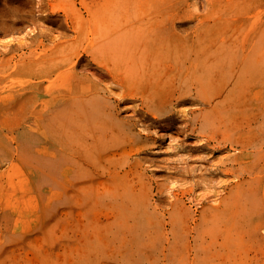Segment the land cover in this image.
<instances>
[{"label":"bare ground","instance_id":"1","mask_svg":"<svg viewBox=\"0 0 264 264\" xmlns=\"http://www.w3.org/2000/svg\"><path fill=\"white\" fill-rule=\"evenodd\" d=\"M217 3L0 0L4 162L20 167L25 155L33 181L83 177V186L93 179L115 185L103 190L112 215L87 225L118 231L134 227L121 223L123 214L134 219L139 213L129 209L132 196L119 189L125 174L140 173L143 159L136 154L150 148L146 132L174 119L176 107L190 104L194 119L202 125L218 121L223 134L252 133L237 144L243 156L256 161L245 148L264 134V55L252 49L264 5L260 13L248 14L243 28L240 10L233 13L235 23L221 28L211 19ZM260 120L262 130L252 132ZM45 155L48 165L41 159ZM257 158L264 160V153ZM68 193L73 201L83 196ZM39 212L23 211L0 223V264H18L13 244L42 234Z\"/></svg>","mask_w":264,"mask_h":264},{"label":"rangeland","instance_id":"2","mask_svg":"<svg viewBox=\"0 0 264 264\" xmlns=\"http://www.w3.org/2000/svg\"><path fill=\"white\" fill-rule=\"evenodd\" d=\"M217 4L212 23L228 27L238 16L233 13L240 10L241 28L247 25L248 14L260 13L264 1L218 0ZM255 39L253 53L264 55V20L256 27ZM191 107H176L174 119L152 124L146 132L150 148L136 154L143 159L142 170L125 174V184L119 187L132 196L129 209L139 211L134 219L123 214L121 223L134 225L125 230L87 225L104 213L112 215L103 190L115 185L93 179L83 186V177L71 182L49 177L33 181L26 156L20 157V167L10 168L0 142V223L23 211L31 216L43 213L44 232L15 242L12 260L18 264H264V160L257 158L264 153V134L245 148L255 155L253 161L240 153L237 144L252 133L223 134L218 121L202 125L194 119ZM261 123H253L252 132L260 133ZM41 159L48 165L46 155ZM248 165L252 169L247 172ZM71 190L83 196L73 201ZM146 210L148 220L142 218Z\"/></svg>","mask_w":264,"mask_h":264}]
</instances>
